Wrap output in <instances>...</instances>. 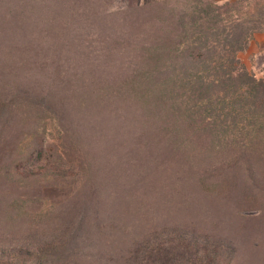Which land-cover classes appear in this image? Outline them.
I'll return each mask as SVG.
<instances>
[{
  "label": "rangeland",
  "instance_id": "1",
  "mask_svg": "<svg viewBox=\"0 0 264 264\" xmlns=\"http://www.w3.org/2000/svg\"><path fill=\"white\" fill-rule=\"evenodd\" d=\"M245 35L262 78L264 0H0V264H264Z\"/></svg>",
  "mask_w": 264,
  "mask_h": 264
},
{
  "label": "trees",
  "instance_id": "2",
  "mask_svg": "<svg viewBox=\"0 0 264 264\" xmlns=\"http://www.w3.org/2000/svg\"><path fill=\"white\" fill-rule=\"evenodd\" d=\"M236 33H232V36H235ZM231 35V34H230ZM250 35H245L244 36V41H242L240 43V45L238 44L236 47L234 46L233 42H231V44H229V48L228 50H226V52L228 51V53L232 54L231 59L229 60L230 64H229V71L227 73V79L229 80V82H233L234 84H231L232 86L238 84V88L235 90V99H237V103L240 102L241 103H246L248 104V106L253 110L256 108H259L258 106L264 103V77L262 78H255L253 75H251L247 69L240 63L238 57L236 56L238 51H241L242 49L245 48V46L247 45L250 37ZM232 40V39H231ZM234 41V40H233ZM237 41V40H235ZM190 57L192 59H200L204 56V52L198 50L197 47L194 48V50H192L189 53ZM162 249V247H161ZM160 247L156 249V254L159 255L160 251H161ZM171 248V252H172ZM169 254V256L167 257L168 261H172L173 260V255L174 254ZM142 253H140L139 255L136 256L135 259V264H141L143 263V258L142 260H139V257ZM155 254V255H156ZM145 255V252L143 254V257ZM150 257V255L148 256ZM145 264H150V262L145 261ZM175 264V263H174ZM201 264H214L212 262V259H207L204 262H202Z\"/></svg>",
  "mask_w": 264,
  "mask_h": 264
}]
</instances>
